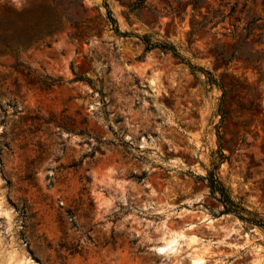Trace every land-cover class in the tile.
I'll return each instance as SVG.
<instances>
[{"label":"rangeland","instance_id":"1","mask_svg":"<svg viewBox=\"0 0 264 264\" xmlns=\"http://www.w3.org/2000/svg\"><path fill=\"white\" fill-rule=\"evenodd\" d=\"M0 210V264H264V0H0Z\"/></svg>","mask_w":264,"mask_h":264},{"label":"bare ground","instance_id":"2","mask_svg":"<svg viewBox=\"0 0 264 264\" xmlns=\"http://www.w3.org/2000/svg\"><path fill=\"white\" fill-rule=\"evenodd\" d=\"M0 211H2V210H0ZM3 212H5V211L3 210ZM3 212H2V213H3ZM171 235H172V234H171ZM171 235H170V236H171ZM170 236H168V237H170ZM173 237L175 238L176 236H173ZM171 240H172V237H171ZM174 240H175V239H174ZM174 240H173V241H174ZM165 241H166V240H165ZM176 242H177V241H176ZM166 243H167V242H166ZM169 243H170V242H169ZM171 243H172V242H171ZM162 247H163V246H162ZM169 247H170V246H169ZM174 247H175V246H174ZM158 248H159V247H158ZM170 248H171V247H170ZM171 249H172V248H171ZM167 251H169V250H167ZM13 257H14V256H13ZM9 262H10V261H9Z\"/></svg>","mask_w":264,"mask_h":264}]
</instances>
